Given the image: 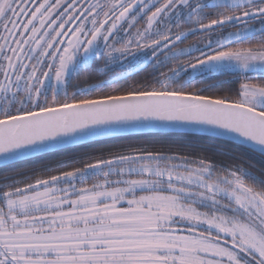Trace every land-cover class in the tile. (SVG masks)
<instances>
[{
  "label": "snow or ice",
  "instance_id": "obj_1",
  "mask_svg": "<svg viewBox=\"0 0 264 264\" xmlns=\"http://www.w3.org/2000/svg\"><path fill=\"white\" fill-rule=\"evenodd\" d=\"M0 264H264V0H0Z\"/></svg>",
  "mask_w": 264,
  "mask_h": 264
},
{
  "label": "trees",
  "instance_id": "obj_2",
  "mask_svg": "<svg viewBox=\"0 0 264 264\" xmlns=\"http://www.w3.org/2000/svg\"><path fill=\"white\" fill-rule=\"evenodd\" d=\"M243 46L248 47L249 45L245 44ZM149 70L150 69L140 72L133 79H143L147 75ZM234 86L235 85H228V84L224 85L225 88L234 87ZM144 140H157V141H159V140H190L193 142H199V143H203V144L219 143V141L207 138L203 134L160 131V132H154V134L149 135V136L130 137V138L123 140V141L105 139L99 144L89 145V147L87 149L76 148V149H74V151L79 153V152L88 151V150H99V149L105 148L106 146H111V145L121 144V143L144 141ZM48 159H51V157H48ZM20 167H25V165H20Z\"/></svg>",
  "mask_w": 264,
  "mask_h": 264
},
{
  "label": "rangeland",
  "instance_id": "obj_3",
  "mask_svg": "<svg viewBox=\"0 0 264 264\" xmlns=\"http://www.w3.org/2000/svg\"><path fill=\"white\" fill-rule=\"evenodd\" d=\"M225 31L227 32V31H235V28H226L225 29ZM197 39V37H190L189 38V43H191L193 40H196ZM117 71H119V69H117Z\"/></svg>",
  "mask_w": 264,
  "mask_h": 264
},
{
  "label": "water",
  "instance_id": "obj_4",
  "mask_svg": "<svg viewBox=\"0 0 264 264\" xmlns=\"http://www.w3.org/2000/svg\"><path fill=\"white\" fill-rule=\"evenodd\" d=\"M162 131L190 133V132H185V131H182V130H162ZM156 132H160V131H156ZM196 134H199V133H196Z\"/></svg>",
  "mask_w": 264,
  "mask_h": 264
}]
</instances>
